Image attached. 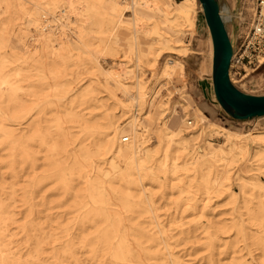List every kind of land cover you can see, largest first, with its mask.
I'll return each instance as SVG.
<instances>
[{
  "label": "bare ground",
  "instance_id": "bare-ground-1",
  "mask_svg": "<svg viewBox=\"0 0 264 264\" xmlns=\"http://www.w3.org/2000/svg\"><path fill=\"white\" fill-rule=\"evenodd\" d=\"M17 1L1 0L0 8L2 4L5 10L18 7ZM25 1L34 12L17 10L30 16L28 23L42 18V25L36 27L45 33H40L42 49L37 44L29 49L23 37L12 40L10 27L0 22V147H9L11 174L15 176V182L5 186L0 172V264H44L46 243L53 249L48 257L55 264H83L78 257L81 250L87 254L86 264H157L151 243L161 242L168 248L170 235L157 225L159 236L152 238L150 229L133 222L135 214L156 211L146 180L164 183L181 172L186 180L195 181V192L204 196L201 206L191 197L184 205L205 217L212 194L221 186L229 166L239 164L241 171L249 172L255 162H264V131L240 133L211 121L195 105L190 93L181 100L183 116L175 115L174 109L164 115L158 109L153 113L160 83L166 85V80L174 76L184 79L180 60L172 58L163 65L160 80L151 91L145 92L138 82L134 94L132 86L123 82L119 68L110 71L98 64V57L110 49V43L106 41L100 50L93 51L83 38L74 41L63 30L71 23L81 29L105 26L103 32L109 34L106 39L124 45L125 55L134 59L136 67L141 63L154 66L164 53H186L187 49L176 43L195 30L196 0ZM127 11L132 12L130 17H125ZM52 22L56 23L51 25ZM58 40L72 47L60 46L58 53L50 51L63 45ZM210 40L212 57L211 35ZM7 47L18 51L9 52ZM91 58L96 60L97 72L105 77L109 94L116 96V90L123 93L124 98L118 101L120 109L126 113L128 108H134L130 120L120 122L119 117L106 112V121L101 123L92 109L89 113L75 110L84 105L94 109L101 104L94 86L75 90L74 73L67 72L71 62L77 60L82 65ZM57 60L62 63L59 65ZM229 73L233 82L232 66ZM73 91H79L78 98L70 100ZM145 105L149 111L138 117ZM160 118L161 125L155 123L153 131V123ZM190 118L194 119L197 135L203 137L201 145L190 144L185 136L192 127ZM72 127L78 131L71 132ZM151 133L157 138L155 150L147 143ZM213 137L224 143L216 146L209 140ZM43 151L48 168L40 171ZM94 162L108 166L92 170ZM49 180L56 185L47 191ZM78 180L79 185L83 180V187L77 188ZM245 183L264 191L260 182ZM176 187L185 191L194 185ZM53 193L61 196L59 204H65L69 196L75 198L73 211L45 213ZM176 204L183 202L175 200ZM71 212L78 214L67 218ZM247 216L264 231L261 202L256 211L247 207ZM211 224L198 223L197 228L209 234L206 230ZM13 225L17 232L12 231ZM23 241V247H17ZM258 241L264 243L262 237ZM169 261L181 264L178 259Z\"/></svg>",
  "mask_w": 264,
  "mask_h": 264
},
{
  "label": "rangeland",
  "instance_id": "rangeland-1",
  "mask_svg": "<svg viewBox=\"0 0 264 264\" xmlns=\"http://www.w3.org/2000/svg\"><path fill=\"white\" fill-rule=\"evenodd\" d=\"M1 1V0H0ZM181 2L182 0H175ZM18 7H11L9 10H5L4 5L0 8V22H4L5 25L10 27V35L12 40L18 37H23L21 40L27 43L29 49H32L39 45L40 50L42 45L40 44V33L43 31L38 28L42 25L43 19L35 20V22L28 23L27 19L29 15L23 14L18 11V8L28 9L33 11L30 3L25 0H18ZM241 0H223V17L230 35V39L237 47L240 45V39H238V31L241 28L238 24V15L241 8ZM195 13V30L193 33L181 37L179 43L176 45L187 49L185 54L180 53H164L158 62L153 65H146L141 63L136 67L134 59L126 54V48L124 45L113 44L106 38L109 35L106 32V27L88 26L86 29L76 28L72 23L71 27L63 28L64 32L74 41L79 38H83L85 44L90 46V49L100 50L104 42L110 43V49L104 50L98 57V64L106 70L120 69L123 82L131 85V91L136 94L137 83H141L144 86V91H151L160 80V72L163 65L172 58L180 60L184 64V79H179L174 76L170 80H166V85L161 82L159 87V95L156 98L155 107L152 112L155 113L158 109L163 115L169 114L174 109L175 115L183 116L184 110L181 108V100L186 93H190L195 105L202 110L204 115L211 121H214L222 126H226L232 130L238 132H254L264 131V117L250 120L236 122L230 118L226 112L218 105L215 91H213L212 79H211V67H212V42L210 40V32L207 23L205 22L203 9L198 0L194 5ZM132 12H125V17H130ZM35 18V16H31ZM56 22H52L55 24ZM38 26V27H36ZM73 28V29H72ZM45 33V32H43ZM128 38V37H127ZM121 40L119 43H123L127 40ZM63 44L61 40H58ZM60 46L72 47L71 45L63 44L57 45L53 48H49L50 51L61 52ZM9 52H15L18 50H12V47H7ZM78 55V51L72 52ZM83 61V60H82ZM249 60H245L243 65H239L237 69L232 71L233 82L239 90H242L251 95H264V63L260 67H255L253 63H248ZM264 62V61H263ZM59 65L61 61H56ZM79 61L75 60L70 63V67L67 72L74 73L76 78L75 90H83L89 86H94L95 94L99 98L100 106L98 108H92L87 106H79L75 110L83 111L85 113L95 111L97 114L96 119L99 122L105 123V114L109 112L120 118V122H126L130 120V116L134 113L133 109H127L126 113L120 109L118 101H122L123 93L116 90V96L109 94V91L105 88V77L97 72L96 60L87 59L84 64L79 65ZM77 92H71L69 94L70 100L78 98ZM69 103V102H67ZM69 105V104H67ZM97 105V106H98ZM102 105V106H101ZM85 109V110H84ZM149 109L145 105L139 110V115L145 116ZM193 111H190L192 113ZM225 112V113H224ZM188 113V115L190 114ZM48 117H52L51 114ZM162 117V115L160 116ZM189 119V117H188ZM192 127L188 128L185 132V136L193 145L203 144V137L198 136L196 130H194V119ZM162 119H158L153 123V131L156 130L155 123L159 122L161 125ZM71 132L75 133L78 128L72 127ZM150 148L154 150L157 148V138L154 133L149 134ZM216 146L222 145L224 141L221 138L213 137L209 139ZM251 149H255L253 144H250ZM10 149L9 147H0V172L4 174L3 184L6 186L12 185L15 181V176L11 173V164L9 161ZM46 151H43L40 156L42 157L39 163L41 164V170H46L47 163L44 161ZM98 160V158H94ZM91 167L92 170L105 169L107 166L103 162H94ZM239 164H233L228 167L226 177L223 180L221 186L218 187L215 193L212 194L210 208L208 215L202 217L194 211L187 210V205L184 202L191 197L198 201V205L201 206V200L203 195L196 193L195 181L190 182L185 179V176L181 172L175 174L170 181L166 180L161 183L159 180H146L147 188L152 195L153 202L155 204L156 211L152 213L142 212L141 214H135L133 222L141 224V226L150 229L152 238L159 236L157 225L163 227L164 230L170 235L168 239V248L163 243H151L152 252L154 255V262L157 264H171L170 258L178 259L181 264H236L239 262H245L251 264H264V243H260L258 239L261 237L264 241V231L251 223V220L247 216V207L256 211L258 206L264 208V191L257 190L252 184L245 183L247 181L262 183L264 185V162H255L252 170L244 172L240 170ZM90 169V168H89ZM180 176L179 181L177 178ZM118 180V179H116ZM170 181V182H169ZM46 190L54 188L56 183L49 180L46 182ZM194 185V187L182 191L176 186L179 184ZM77 188L83 187V180L79 185V180L76 182ZM119 180L116 181V186H119ZM10 189H8L9 191ZM135 191V190H134ZM53 192V191H52ZM193 196V197H192ZM19 198V197H18ZM61 198L58 194L53 193L49 195L48 209L45 213L58 214L72 210L75 198L68 197L65 204H59L58 200ZM175 200H182L183 204L175 205ZM15 205H19L15 203ZM18 211V208L14 209ZM67 218H74L78 213L71 212ZM17 220L21 222V215L18 214ZM212 224L208 230L210 233L203 232L202 229L197 228L198 223ZM54 223V222H53ZM13 225L12 231L17 232ZM20 238V236L16 237ZM15 238V239H16ZM25 242L23 241L17 247H23ZM263 245V246H262ZM16 247V248H17ZM46 251L43 254L45 257L44 264H55L51 256L53 249L46 243L44 245ZM170 253L172 254L170 256ZM79 259L83 264H86L87 254L81 250L78 253Z\"/></svg>",
  "mask_w": 264,
  "mask_h": 264
},
{
  "label": "water",
  "instance_id": "water-1",
  "mask_svg": "<svg viewBox=\"0 0 264 264\" xmlns=\"http://www.w3.org/2000/svg\"><path fill=\"white\" fill-rule=\"evenodd\" d=\"M213 40L212 85L218 105L235 121L264 117V95H251L232 82L234 44L223 19V0H198Z\"/></svg>",
  "mask_w": 264,
  "mask_h": 264
},
{
  "label": "built area",
  "instance_id": "built-area-1",
  "mask_svg": "<svg viewBox=\"0 0 264 264\" xmlns=\"http://www.w3.org/2000/svg\"><path fill=\"white\" fill-rule=\"evenodd\" d=\"M240 6L237 19L241 27L238 31L240 45L234 44L232 71L247 59L257 68L264 63V0H241Z\"/></svg>",
  "mask_w": 264,
  "mask_h": 264
},
{
  "label": "crops",
  "instance_id": "crops-1",
  "mask_svg": "<svg viewBox=\"0 0 264 264\" xmlns=\"http://www.w3.org/2000/svg\"><path fill=\"white\" fill-rule=\"evenodd\" d=\"M225 113V112H224ZM226 114V113H225ZM247 121H250V120H247ZM236 122H238V121H236Z\"/></svg>",
  "mask_w": 264,
  "mask_h": 264
}]
</instances>
